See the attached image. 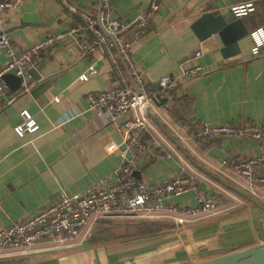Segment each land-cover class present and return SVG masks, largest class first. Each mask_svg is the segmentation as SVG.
<instances>
[{
    "label": "crops",
    "instance_id": "1",
    "mask_svg": "<svg viewBox=\"0 0 264 264\" xmlns=\"http://www.w3.org/2000/svg\"><path fill=\"white\" fill-rule=\"evenodd\" d=\"M149 1L114 0L109 8L126 20L143 12ZM93 2L97 0H77L81 17L84 12L96 14L97 10L90 7ZM245 3L254 7L240 17L248 33L264 28V0H159L147 28L130 45L131 61L153 87L160 76L176 73L194 50L200 51L199 74L167 93L170 108L147 110L151 134L155 133L160 147L137 159L136 179L152 186L182 173L191 177L197 189L216 199L220 208L228 209L180 226L167 222L169 229L145 241L98 242L105 246L110 243L104 253L101 247L91 253L90 244L94 243L87 239L57 250L39 247L9 255L0 258V264H76L75 249L87 253L90 264H192L263 240L264 198L256 203L226 186L224 182L230 183L234 172L222 161L255 158L264 153V140L221 136L199 141L193 136L203 124L238 126L264 121V48L259 55L250 56L252 41L248 35L239 41L240 53L225 58L213 37L199 42L190 29L202 13L231 19L235 17L231 6ZM48 21V27L30 26ZM78 26L77 19L62 12L55 0H20L0 11V33H6L18 50L48 34L50 28L53 32L73 30L35 63L40 80H49L42 94L26 102L16 116L0 126V228L53 203L62 192L81 190L109 174L120 162L118 151L102 156L88 168L82 162L92 145L110 138L119 148L122 138L105 117L96 118L86 109V95L115 83L116 76L105 55L81 54L79 43L91 35L80 32ZM8 28L14 29L3 31ZM121 38L132 40V32L126 30ZM5 63V54L0 51V68ZM90 64L96 73L79 81L77 77ZM29 86L12 94V101ZM56 94L60 96L54 101ZM9 98L0 97L6 104ZM22 111L34 121L36 129L18 136L13 127L22 121ZM2 121L6 122L4 117ZM148 135L143 132L142 138ZM253 177H264V161L254 166ZM256 186L264 197V183L257 182ZM236 198L243 204L237 205ZM173 202L193 205L194 190L187 189Z\"/></svg>",
    "mask_w": 264,
    "mask_h": 264
},
{
    "label": "built area",
    "instance_id": "2",
    "mask_svg": "<svg viewBox=\"0 0 264 264\" xmlns=\"http://www.w3.org/2000/svg\"><path fill=\"white\" fill-rule=\"evenodd\" d=\"M20 0H0V11L14 6ZM63 2L65 0H62ZM159 0H150L148 7L127 22L123 16L113 13L105 0L93 2L90 7L99 9L95 15L82 13L84 24L78 26L80 32H88L91 37L79 43L81 54L101 53L111 63L116 82L86 95V109L96 118L105 117L111 129L119 132L121 147L108 138L105 142L92 145L89 156L81 160L86 168L102 156L118 151L120 162L109 174L96 178L75 193L62 192L57 199L33 214L0 228V258L25 253L39 247L57 250L84 242L99 223L134 219L136 221L169 220L175 226L208 218L228 209L218 206L217 200L201 189H197L192 179L182 173L173 178L145 185L130 173L135 169L137 159L146 153H154L160 142L151 134L153 127L147 119V110L153 107L167 110L170 103L166 99L169 91L180 82L195 77L200 72L197 58L199 50H194L174 74H165L151 86L143 80L141 72L130 57V45L145 31ZM251 3L231 6L236 17L252 11ZM132 32V40L123 41L121 34ZM73 30L55 31L32 41L22 50L12 45L6 33H0V51L6 57L0 68V97L7 90L1 75L7 70L14 74H27L28 68L49 54ZM252 41L250 56L259 55L264 48V28L258 27L249 33ZM248 56V58H251ZM243 58V60L248 59ZM92 64L83 70L77 79L81 82L95 74ZM60 94H56L54 101ZM12 101V97L7 103ZM22 121L13 127L21 136L23 132L34 131V121L21 112ZM143 132H149L142 138ZM199 141L214 137L264 140V121L245 122L241 125H201L193 135ZM264 161V153L255 158L243 160H223L222 165H230L234 176L230 183L256 199L264 198L258 192L257 182L264 183V177H253L254 166ZM187 189L194 190L193 205L179 206L173 198ZM237 205L243 200L236 198Z\"/></svg>",
    "mask_w": 264,
    "mask_h": 264
},
{
    "label": "water",
    "instance_id": "3",
    "mask_svg": "<svg viewBox=\"0 0 264 264\" xmlns=\"http://www.w3.org/2000/svg\"><path fill=\"white\" fill-rule=\"evenodd\" d=\"M100 2L101 0H97ZM108 5H112L114 0H105ZM184 1V0H183ZM59 9L73 16L77 19L80 24H84V20L80 15V5H77V0H55ZM180 6H182L180 4ZM179 6V7H180ZM99 12V9H97ZM142 13V12H141ZM138 15V14H136ZM135 17V16H134ZM126 19L127 22L134 19ZM50 21L46 24L44 23H33L32 27H48ZM20 26V25H18ZM14 28H8L3 30L4 32H9ZM190 29L195 35L197 41H203L210 37H213L218 44L223 57L228 58L240 53L239 41L244 37L248 36L249 33L244 26L243 20L240 17H233L227 19L222 14H214L213 12H207L200 14L190 25ZM54 31V28L47 30L49 34ZM1 32V31H0ZM36 64H33L27 70V74L17 76L14 74V70L10 69L1 75V79L7 85V91L4 96L9 98L12 94L16 93L18 90L29 86L30 82H33V86H29L25 92H21L16 100L10 103H4L3 99H0V126L3 127L8 121L11 120L13 116H16L23 105L30 99H35L42 94L43 90L47 87L49 82L48 78L41 79L40 74L35 70ZM32 85V84H31ZM5 121H2V118ZM134 178H139L137 171L132 170L130 173ZM224 182V181H223ZM226 186L236 190L237 192L245 195L250 200L258 203V200L242 189L238 188L232 183L224 182ZM148 238L134 239V242L145 241ZM192 264H264V238L261 242L252 244L234 251L227 252L225 254L202 260Z\"/></svg>",
    "mask_w": 264,
    "mask_h": 264
},
{
    "label": "trees",
    "instance_id": "4",
    "mask_svg": "<svg viewBox=\"0 0 264 264\" xmlns=\"http://www.w3.org/2000/svg\"><path fill=\"white\" fill-rule=\"evenodd\" d=\"M180 121L186 126L189 125V123H187L185 120ZM218 206H220L219 203ZM107 227V224L99 223L96 226L97 231L95 232V234H92L88 237L89 241L106 242L118 239L128 241L140 238H148L158 235L163 231V229H169L170 225L159 220L137 221L131 224H128V222H126L124 223V225H122L124 235H114L110 230L108 231L106 229ZM126 236H134L136 238H125Z\"/></svg>",
    "mask_w": 264,
    "mask_h": 264
},
{
    "label": "rangeland",
    "instance_id": "5",
    "mask_svg": "<svg viewBox=\"0 0 264 264\" xmlns=\"http://www.w3.org/2000/svg\"><path fill=\"white\" fill-rule=\"evenodd\" d=\"M122 40V38H121ZM159 221H163V222H166V224H168L167 222L171 223L169 220H159ZM128 222V224H131V223H135L137 222L136 220H132V219H123V220H118V221H111V222H105L103 224H107V230L111 231L112 234L114 235H124V231L122 230V225H124V223ZM96 227L94 228L93 232L91 234H95L96 232ZM105 232V231H104ZM125 238H136L134 236H126ZM90 243V242H89ZM91 243H94V244H90L92 248L91 249V253L92 252H96L97 250H100V248H97V249H93V248H96V247H101V250L104 252L107 251V247L106 246H111L109 245L110 243H107V245H101L100 243H98L97 241H93ZM73 256H74V259L73 261H75L76 264H90V260H89V257L87 255V253L83 252V250L81 249H75L73 250ZM93 259V258H92ZM72 261V262H73Z\"/></svg>",
    "mask_w": 264,
    "mask_h": 264
}]
</instances>
